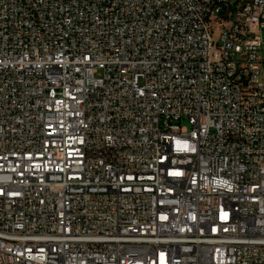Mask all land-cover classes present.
<instances>
[{
	"label": "built area",
	"instance_id": "1",
	"mask_svg": "<svg viewBox=\"0 0 264 264\" xmlns=\"http://www.w3.org/2000/svg\"><path fill=\"white\" fill-rule=\"evenodd\" d=\"M0 264H264V0H0Z\"/></svg>",
	"mask_w": 264,
	"mask_h": 264
},
{
	"label": "rangeland",
	"instance_id": "2",
	"mask_svg": "<svg viewBox=\"0 0 264 264\" xmlns=\"http://www.w3.org/2000/svg\"><path fill=\"white\" fill-rule=\"evenodd\" d=\"M182 126H185V127L189 128V125H188L187 121H183L182 122Z\"/></svg>",
	"mask_w": 264,
	"mask_h": 264
}]
</instances>
